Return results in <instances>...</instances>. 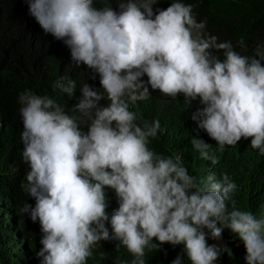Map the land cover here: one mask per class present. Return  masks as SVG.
Masks as SVG:
<instances>
[{
  "label": "clouds",
  "instance_id": "clouds-1",
  "mask_svg": "<svg viewBox=\"0 0 264 264\" xmlns=\"http://www.w3.org/2000/svg\"><path fill=\"white\" fill-rule=\"evenodd\" d=\"M24 2L43 31L70 49L48 46L60 57L39 74L75 106L69 115L47 95L17 92L29 172L0 110V264H89L92 255L97 264H183L184 252L191 264H215L229 241L243 242L246 264H264V218L236 209L237 185L226 174L197 181L180 151L173 158L150 150L160 123L142 116L153 92L181 97L194 103L192 124L199 117L210 144L223 150L250 138L246 146L264 154V46L241 55L230 41L205 35L206 22L178 0H118L119 12L97 9L94 0ZM8 26L1 68L14 41L20 48L33 39L21 14ZM213 51H223L222 61ZM192 144L202 159L217 162L210 144ZM18 188L35 198L21 212L36 247L15 208ZM112 199L119 207L109 217ZM225 227L240 240L222 236Z\"/></svg>",
  "mask_w": 264,
  "mask_h": 264
},
{
  "label": "trees",
  "instance_id": "trees-1",
  "mask_svg": "<svg viewBox=\"0 0 264 264\" xmlns=\"http://www.w3.org/2000/svg\"><path fill=\"white\" fill-rule=\"evenodd\" d=\"M162 3L167 0H156ZM192 6L193 15L197 22H206L203 30L205 35H215L218 42L230 41L234 50L244 56H254L258 46H264V0H178ZM93 6L97 9L112 7L119 12L118 0H94ZM0 47H8L12 40V34L8 25L13 18L21 14L28 22L33 39L25 42L20 48L14 41L6 51L3 58V66L0 67V110L4 113L2 125L7 129L16 145V156L22 161L27 172L29 164L23 159V142L21 135L23 124L21 106H16V94L18 91L30 90L33 93L47 95L57 101L69 115H73L72 108L67 98H61L53 89L54 83L39 74L45 62H52L60 55H52L47 52L48 46L56 44L70 50L63 41L55 39L51 34H46L33 17L29 15L28 5L24 0H1L0 3ZM8 22V23H7ZM31 45L34 47L31 48ZM213 56L221 61L224 58L223 51L212 52ZM264 65V62H262ZM194 103H188L183 98L169 99L151 93L149 99L142 103V116L149 119L148 122L158 120L160 131L156 138H149L148 147L162 157H173L177 151L181 152V165L188 174L194 176L197 181L214 173L216 179L222 180L226 174L237 185L233 194L235 207L241 211H248L256 218H264V154L258 150L247 147L250 138L241 139L235 147L225 146L223 150L219 146L210 144L207 132L199 128V117L192 124L190 118ZM140 126L144 121L137 120ZM86 131V126H81ZM200 139L210 144L212 154L216 157L215 164L201 158L200 153L193 147L192 140ZM215 171H212V169ZM15 208L22 218L24 232L31 244L36 247L37 235L32 225L23 218L21 209L27 203L32 207L35 198H27L26 191L18 188L13 193ZM107 213L109 217L118 209V199L107 200ZM232 205L229 202V210ZM217 226L221 225L219 222ZM106 227L111 230L110 220ZM206 239L209 243L210 232ZM222 236L240 240L229 228H223ZM246 249L243 242L233 245L231 241L223 245L220 256L215 264H246L244 257ZM183 264H191L186 253L181 256ZM89 264H97L95 255L89 259Z\"/></svg>",
  "mask_w": 264,
  "mask_h": 264
},
{
  "label": "bare ground",
  "instance_id": "bare-ground-1",
  "mask_svg": "<svg viewBox=\"0 0 264 264\" xmlns=\"http://www.w3.org/2000/svg\"><path fill=\"white\" fill-rule=\"evenodd\" d=\"M212 245H217V246H218V241H214V242L212 243Z\"/></svg>",
  "mask_w": 264,
  "mask_h": 264
}]
</instances>
